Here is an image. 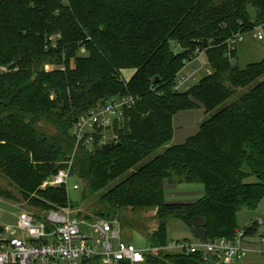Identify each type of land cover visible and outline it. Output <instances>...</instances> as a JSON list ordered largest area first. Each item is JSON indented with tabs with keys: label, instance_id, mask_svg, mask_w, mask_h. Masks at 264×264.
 Masks as SVG:
<instances>
[{
	"label": "trees",
	"instance_id": "trees-1",
	"mask_svg": "<svg viewBox=\"0 0 264 264\" xmlns=\"http://www.w3.org/2000/svg\"><path fill=\"white\" fill-rule=\"evenodd\" d=\"M263 22L264 0H0V176L8 180L0 198L17 201L13 188L40 212L71 208L65 186L41 188L70 167L90 193L102 192L107 209L97 217L110 219L127 207L153 210L156 227L145 232L151 245L168 242L170 218L191 228L203 218L206 241L231 238L237 228L255 235L260 224L240 226L236 215L264 198V57L240 68V42L229 49L226 41ZM51 36L55 47L47 45ZM196 48L211 73L175 91V75ZM131 68L136 72L126 80L122 70ZM249 85L194 135L167 146L175 114L199 106L212 112ZM125 96L135 98L133 106L95 129L91 143L75 142L72 128L82 113ZM103 142L115 145L103 151ZM165 180L201 183L204 194L192 203H168ZM143 264L204 262L193 253H146Z\"/></svg>",
	"mask_w": 264,
	"mask_h": 264
},
{
	"label": "built area",
	"instance_id": "built-area-1",
	"mask_svg": "<svg viewBox=\"0 0 264 264\" xmlns=\"http://www.w3.org/2000/svg\"><path fill=\"white\" fill-rule=\"evenodd\" d=\"M259 26L264 27V22L254 28ZM254 36L258 40L263 38L260 33ZM54 40L55 36L46 40L48 47L56 46ZM241 41L243 35L237 33L226 43L229 49H233ZM210 73L203 49L196 48L195 53L183 61L182 68L176 73L173 88L175 91L188 90L198 77ZM134 102L135 98L125 96L82 113L72 128L75 142L91 143L95 129L110 126ZM70 177V167L60 169L45 180L41 188L63 185L67 189ZM72 188L78 189V185L74 183ZM80 224L88 226L91 234H84ZM247 238L245 231L237 228L231 238L196 242L172 240L163 245L149 244L144 249H138L121 239L120 224L112 219L77 218L72 216L70 207L61 212L49 210L43 213L22 209L15 226L0 225V264H90L94 258L100 264H118L120 261L143 264L146 253L153 256L160 253H193L199 254L204 264H238L248 253ZM258 244L260 247L257 252L264 257V237L260 238Z\"/></svg>",
	"mask_w": 264,
	"mask_h": 264
},
{
	"label": "rangeland",
	"instance_id": "rangeland-1",
	"mask_svg": "<svg viewBox=\"0 0 264 264\" xmlns=\"http://www.w3.org/2000/svg\"><path fill=\"white\" fill-rule=\"evenodd\" d=\"M251 18H254V12H250ZM260 33L263 35L262 39H257L254 35ZM243 41H241L238 44V52H237V61L236 64L240 68H244L246 63L248 62H254L259 61V59L264 57V27L259 26L250 30L245 31L243 34ZM82 54L84 53V49H81ZM46 68L48 70L52 69L53 66L47 65ZM1 70H3L0 67ZM136 72L135 68L131 69H125L122 70V74L126 80H128L134 73ZM199 79V77H198ZM197 82V81H196ZM195 82V83H196ZM252 85V84H251ZM246 86V88H239L236 89L234 92V95L231 96L230 99L226 100L221 105L217 106V109H215L212 112L206 113L202 106H199L197 109L193 110H185L180 111L177 114L173 116V136L170 142L167 144H177L181 143L187 136L192 135L195 133V130H186L185 124L183 122V116L188 114L189 111H191L192 114L200 115V117L196 121V130L198 129V126L200 123H202L204 120L209 118L213 113L217 112L220 107L225 106L229 103H232V101L236 100L240 95H242L246 90L251 86ZM40 127H43L45 130L52 132L53 127L51 124L47 122L40 121ZM195 123V122H194ZM182 133L183 136L179 140V137H177L178 133ZM108 139H110L109 135L110 132H107ZM160 147L159 149L155 150L150 156H148L145 160H143L141 163L137 164L135 167H133L130 171L126 172L124 175H122L118 180L114 182H110L106 188L112 187L114 184H116L121 179L128 176L130 173L136 171L141 165H143L145 162L149 161L154 156L160 154L165 147ZM78 176H71L69 180V185L67 186V193L68 197L70 199L71 203V214L72 216H75L77 218H82L85 216L89 217H97L99 215H96V212L99 210L105 211L107 209L106 204L101 203L99 201V195L102 192L97 193H90V191L87 188L85 179H78ZM254 177H249L247 181H254ZM165 185L164 191H165V201L168 203H192L197 201L199 198L202 197L204 194L203 192V185L201 183H181L180 185H173L174 183H170ZM76 183L78 185V189H73L72 185ZM8 180L5 177L0 176V185L7 187ZM171 184V185H170ZM9 188V187H8ZM10 191H12L13 194L16 195L17 201L15 200H7L0 198V225L6 226V225H13L15 226L17 224V217L20 210H29L34 213H43L46 211L40 212L39 210H35L36 208L31 207L30 205L26 204L25 202L18 200V196L13 188H9ZM59 212L62 211V209L58 208ZM154 211L151 209H134L131 207L122 208L121 210L114 211L110 214L108 218L117 221L120 224V237L123 241L129 242L134 244L138 249H144L147 245L150 244V240L148 237L145 236V232L148 233L149 230H153L156 227V220L153 218ZM258 213V209H245L243 208L240 210L236 215L237 223L240 226L249 224L250 217L251 219L256 216ZM115 226H118L117 223H115ZM81 230L84 234H91V229L84 225L80 224ZM190 228L180 219L178 218H170L168 220L167 226H166V235L168 240H173L176 238H180V240H183V237L189 234ZM188 238L190 236H187ZM191 239V238H189ZM192 240V239H191ZM263 264V259L260 257V255H250V257H247L245 259V264Z\"/></svg>",
	"mask_w": 264,
	"mask_h": 264
},
{
	"label": "crops",
	"instance_id": "crops-1",
	"mask_svg": "<svg viewBox=\"0 0 264 264\" xmlns=\"http://www.w3.org/2000/svg\"><path fill=\"white\" fill-rule=\"evenodd\" d=\"M204 111H205V109H204ZM199 117H200V115L192 114L191 111H189L188 114L184 115L182 120L186 126H185V129L183 131L195 130L194 132L196 133L198 129L196 130L195 125H196V121ZM197 122H199V121H197ZM195 133H193L192 135H194ZM192 135L187 136L181 143H183L188 137H190ZM182 136H183V134L180 132L177 134V137H179V140L182 138ZM181 143H177V144H181ZM167 184H169V183L167 182V180H165L164 181V188H165V185H167ZM180 184L181 183H179V184L174 183L173 185H175V187H176L177 185H180ZM164 193H165V191H164ZM257 209H258L257 215L254 216L252 219L250 217V222L256 220L260 225H259L257 233L255 235L248 236L247 243H246L247 248H248V250H247L248 253H247L245 258H243L241 261H239L238 264H245V259L247 257H250V255L251 256L252 255H258L259 256L260 255V257L263 259V262H264V257L257 252V250L260 247V245L258 244L259 240L261 237H264V218H263L264 198L261 201V203L259 204V206L257 207ZM203 224H204L203 218L194 219L193 220V227L192 228L189 227L191 232L189 234L187 233V235L183 237V240H191L192 239L191 241H194V242L206 241L205 233H204V230L202 228ZM246 225H248V224H246ZM243 226H245V225H243ZM187 236H190L189 238H191V239H189ZM173 240H180V238H176ZM168 241H172V240H168Z\"/></svg>",
	"mask_w": 264,
	"mask_h": 264
},
{
	"label": "water",
	"instance_id": "water-1",
	"mask_svg": "<svg viewBox=\"0 0 264 264\" xmlns=\"http://www.w3.org/2000/svg\"><path fill=\"white\" fill-rule=\"evenodd\" d=\"M256 13L258 14V10L256 11ZM204 44H206V40H204ZM114 145H115L114 142L104 143V144H101L99 146V149L103 150V151H106V150L110 149L111 147H113Z\"/></svg>",
	"mask_w": 264,
	"mask_h": 264
}]
</instances>
